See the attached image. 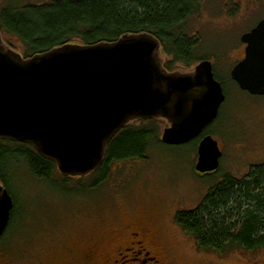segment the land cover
Listing matches in <instances>:
<instances>
[{"label": "rangeland", "instance_id": "obj_1", "mask_svg": "<svg viewBox=\"0 0 264 264\" xmlns=\"http://www.w3.org/2000/svg\"><path fill=\"white\" fill-rule=\"evenodd\" d=\"M6 2L0 0V6ZM262 18L264 0H200L198 13L187 20L189 34L200 40L199 57L211 61L226 95L205 132L222 153L218 172L194 171L200 138L182 145L154 143L146 159L111 165L98 188H89L92 174L63 181L56 170L50 180L42 181L32 177L23 163L9 164L13 218L0 242V264H104L119 244L137 241L129 236L137 228L152 236L150 247L160 264H264V249L201 251L175 222L177 212L197 207L222 176L240 178L250 167L264 163V95H250L230 78L232 67L244 56L241 34ZM1 37L4 47L23 55L16 39L5 33ZM159 56L162 62L169 59L162 51ZM195 65L177 64L173 72L188 73ZM128 124L148 122L135 119ZM168 126L165 119L156 118L158 140ZM131 251L123 255L136 257ZM115 260L112 264H127L120 257Z\"/></svg>", "mask_w": 264, "mask_h": 264}, {"label": "water", "instance_id": "obj_2", "mask_svg": "<svg viewBox=\"0 0 264 264\" xmlns=\"http://www.w3.org/2000/svg\"><path fill=\"white\" fill-rule=\"evenodd\" d=\"M240 41L244 56L230 78L242 91L263 96L264 18ZM160 50L155 37L141 33L24 58L2 45L0 32V139L32 145L65 177L94 171L108 142L135 119H165V145L192 141L217 118L226 95L210 60L188 73L168 72ZM221 155L211 135L202 136L194 170L216 171ZM13 206L0 183V236Z\"/></svg>", "mask_w": 264, "mask_h": 264}, {"label": "trees", "instance_id": "obj_3", "mask_svg": "<svg viewBox=\"0 0 264 264\" xmlns=\"http://www.w3.org/2000/svg\"><path fill=\"white\" fill-rule=\"evenodd\" d=\"M6 1L0 6V32L22 45L24 58L67 44L111 43L124 35L148 33L169 57L162 62L168 72L177 64L207 59L199 57V37L190 35L187 25L188 18L198 13L200 0ZM145 121L147 125H126L108 142L101 163L90 173L89 188H98L114 163L146 159L150 146L163 144L157 139L156 119ZM208 127L201 136L208 134ZM18 163L42 181L50 180L57 170L55 162L32 145L0 139V183L6 189L12 176L8 166ZM71 178L62 176L63 181ZM175 222L201 251L224 254L264 249V163L250 167L240 178L222 176L197 207L177 212Z\"/></svg>", "mask_w": 264, "mask_h": 264}, {"label": "flooded vegetation", "instance_id": "obj_4", "mask_svg": "<svg viewBox=\"0 0 264 264\" xmlns=\"http://www.w3.org/2000/svg\"><path fill=\"white\" fill-rule=\"evenodd\" d=\"M12 210H13V208H12ZM12 210H11V213H12ZM10 219H11V215H10ZM9 224H10V221H9ZM9 224H8L7 228L9 227ZM7 228L3 232L2 236H0V242L3 241L5 233L7 231ZM129 236L131 239H137V241L131 240L130 242L129 241L127 242L132 247L131 248L126 247L127 243L119 244L115 248L113 254L108 256L104 260V264H112V262H116L115 259L117 257H120L122 259V263L127 262V264H138V263L139 264H146V263L151 262V261H153L154 264H160V261L154 255V253L150 247V245L153 243L152 242L153 240H152V236L149 233H144L139 228H137V229L130 230ZM135 246H137L141 250L135 252L133 250V248ZM129 251H131V253H134V255L136 257L129 258V257H127V255H123V252L128 253ZM138 255H144V256L148 257L147 261L146 260H139Z\"/></svg>", "mask_w": 264, "mask_h": 264}]
</instances>
